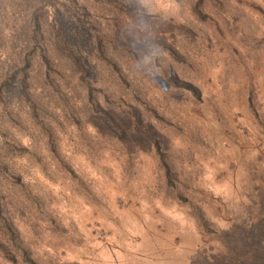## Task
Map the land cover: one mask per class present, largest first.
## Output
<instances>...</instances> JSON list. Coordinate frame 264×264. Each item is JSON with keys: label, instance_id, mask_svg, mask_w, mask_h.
Instances as JSON below:
<instances>
[{"label": "rangeland", "instance_id": "rangeland-1", "mask_svg": "<svg viewBox=\"0 0 264 264\" xmlns=\"http://www.w3.org/2000/svg\"><path fill=\"white\" fill-rule=\"evenodd\" d=\"M1 1L12 38L0 63L39 4ZM59 1L90 85L63 59L67 104L47 112L51 134L11 123L31 156L15 150L13 176L0 174L12 232L0 221V264H205L224 253L221 232L249 218L264 188V0Z\"/></svg>", "mask_w": 264, "mask_h": 264}, {"label": "trees", "instance_id": "trees-1", "mask_svg": "<svg viewBox=\"0 0 264 264\" xmlns=\"http://www.w3.org/2000/svg\"><path fill=\"white\" fill-rule=\"evenodd\" d=\"M38 1L39 4H34L29 17L28 29L15 35L16 42L19 43L12 44L10 55L6 54L0 63V174L4 180L7 176H13V165L7 161L9 155H13L15 150L26 151L30 155L27 148L22 146L21 137L11 123L31 128L39 126L51 134L46 127H50L53 118L48 120L46 114L58 108L61 103L67 104L66 93L62 90L65 83L62 60L68 63L69 72V68L72 71L76 69L80 72V81L90 85L86 80L89 73L86 61L76 46L72 45L67 33L63 32L62 20L59 19L60 7L57 6L59 0H49L47 5H42V0ZM20 2L23 3V0ZM63 2L78 10L76 0ZM14 4L13 0L12 5ZM7 5L8 2L1 1L0 11ZM50 9L54 15L51 21ZM11 38L12 35L0 31V49ZM96 43V50L102 58L105 54L101 41ZM4 51L5 47L2 48V53ZM107 62L117 70L113 60L107 59ZM94 106L93 103L92 107ZM22 130L27 131L25 128ZM256 190V202L252 198L251 201L257 205V209L247 211L249 218L221 232L220 239L225 251L212 256L211 261L205 260V264H264V188L257 186ZM0 221L7 232L12 234L8 230L10 221L3 215L1 206Z\"/></svg>", "mask_w": 264, "mask_h": 264}]
</instances>
